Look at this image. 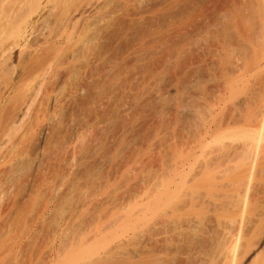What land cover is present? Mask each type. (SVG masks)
<instances>
[{"label":"rangeland","instance_id":"1","mask_svg":"<svg viewBox=\"0 0 264 264\" xmlns=\"http://www.w3.org/2000/svg\"><path fill=\"white\" fill-rule=\"evenodd\" d=\"M261 5L258 0H0V264H62L56 255L71 253L72 247L59 243L61 235L49 240L56 216L59 224L65 221L62 210L61 216L57 212L49 222L34 224L60 176L72 185L70 194L78 196L79 187L89 190L82 199L86 210L67 236L79 243L95 232L106 210L118 211L116 205L133 204L144 190L173 179L169 174L184 164L175 165L174 154L183 152L186 162L202 138L211 146L199 161L211 160L194 164L187 185L201 170L210 171L211 194L202 195L211 209L197 238L187 241L194 252L207 254H180L170 264H264V138L250 186L244 182L258 129L246 114L252 112L253 120L259 115L264 71L240 79L263 59ZM85 177L92 186H84ZM114 180H119L115 186ZM187 192L193 191L182 190L181 198ZM73 195L74 205L80 196ZM242 195L249 217L243 226L233 220ZM205 203L196 208L206 209ZM167 231L153 229L152 238ZM224 231L242 235L233 259L224 256L226 263L219 258L229 249Z\"/></svg>","mask_w":264,"mask_h":264},{"label":"bare ground","instance_id":"2","mask_svg":"<svg viewBox=\"0 0 264 264\" xmlns=\"http://www.w3.org/2000/svg\"><path fill=\"white\" fill-rule=\"evenodd\" d=\"M258 1L262 2L261 6H263V11H264V0H258ZM260 21H261V26L263 28L262 35L264 38V16H263V19ZM22 35L23 36H21L22 37L21 39L26 40L28 37H30L31 32L29 30V31L24 32V34ZM263 52L264 50L262 49V53ZM262 56H263V59H259L260 63H258L257 61L254 62L250 71H247L246 74L243 73L242 75H240L241 80H245L246 78L248 79L250 76L251 77L258 76L264 71V53ZM229 86L230 87L228 88H230V91H231V92L229 91L230 92L229 100H231V99H234L233 92L235 90V86L234 84H230ZM240 98H243V97H240ZM257 110L258 111L255 112L256 114L257 113L259 114L257 116L255 115L257 119L253 120L254 114L252 112L246 114V117L249 121L255 122L257 120L256 122L258 123V129L256 131V136H252L253 140L251 142L252 144L251 148L253 150V151L251 150V152H253V154L252 156L247 157L248 167H246L247 170L245 168L246 173L244 174L245 175L244 182L246 181V183L251 182V180L249 181L248 179H251L252 174H253L252 170L254 169V166L259 157L258 145L261 142L262 138H264V96H262L261 100H259V105L257 106ZM210 144H211V141L207 140L206 138H202L196 147V151H193L194 154L192 158L191 159L189 158L190 160L187 158L188 161L186 160V162H185V156L187 155L184 156V154H182L183 153L182 151H181L182 153H180L179 151L176 152L175 154L173 153L175 157L173 158L174 159L173 163L175 165L178 162H181L182 160H184L182 162L184 164H180L178 168L174 170V173L172 172V174H169V176H172L173 179L161 180L158 184L154 185L149 190H147V192H145L144 190L143 193L137 197L139 199L136 198L133 201V204L124 205V204L116 203L118 204L116 206L120 210L118 211L106 210V212L104 213V216H105L104 219L97 220L96 226L94 227L95 232H93V234H91L88 238H85L83 240L81 239L79 243H77L75 239L73 240L71 244V242L67 240V236L69 237L71 226L77 221L76 219L79 220V217L82 216L84 214L83 212L86 210L85 203L82 202L83 201L82 199L83 197L86 196L84 192L88 194L89 190L87 188L88 192H86L87 190L84 191L83 189L84 187L82 186V183L81 185L80 184L79 185L82 186L83 188H80L78 185L79 187L77 189L79 192L78 196L76 193L71 192L75 194L77 197L80 196V198H78L76 201L77 203L75 202L76 204H74L75 205L74 206L69 197V196L72 197L73 195V194H70V191H71L70 186L72 185L68 184L65 177L60 176L59 183L55 182L57 183L56 185L57 187L55 188V190L52 188L55 193L53 192V190H51V192L54 194H52V196L50 195L48 199V206L38 216V218L35 219L34 224H37L40 221H42L43 223H47L49 222L50 216L52 215L53 217L54 213L58 212L60 213L59 216H61V213L63 214L64 212L63 215H65L64 217L65 221L63 220V223L59 224L61 221H59L60 218H58L57 217L58 215H57L55 220H58L59 222L57 221L58 223L57 224L56 221H54L55 222L53 224L54 226L52 225L51 228L52 227H55V228L53 230L51 229L52 231H50L49 233L50 241H55L56 239L55 236L59 234L61 235L60 237L61 239H59L60 240L59 243L61 242L60 244L63 243V244L68 245V247L64 245V249L65 248L70 249L72 247V250H70L71 252L70 254H68L67 252V255H64L63 254L64 250L63 251L61 250L62 253L59 252V254L61 253L62 255H64L63 257L57 253H56L57 255L56 254L55 255L58 256V258L54 255V257H56L57 260L58 259L59 261L61 260L62 264H170L171 261H174L175 258L177 259V257L180 256V254L186 255L187 258H191V257H194V258L201 257L202 258L207 253L205 251H201V249H198V250L196 249L197 252H194L195 250L194 251L193 249L191 250L190 248L191 244L189 245L188 241L190 240L192 241L197 238L196 237L198 236L196 235L197 232L201 230L200 227L203 228L202 226H204L202 222H205V221H202V220L203 218H205V215H207L208 213L207 208L210 207L211 209V201L209 202V201L204 200L205 198L202 195L203 192L205 193L208 192L211 194V176L209 175L210 171L205 173L204 170H201L199 176L195 175L193 177V182L190 185H187V179L194 171V168H193L194 164H197V162H199L200 164L202 161H199V160L202 157L204 159L206 158L205 151H207L206 149L209 147ZM222 146L223 144L222 145L220 144L218 149ZM239 146H241L242 148L243 147L246 148L247 144L245 142H241ZM222 149H225V146L221 148V150ZM210 154L211 153H209V155ZM207 155L208 153L206 154V156ZM209 160H211V157ZM206 162L204 161L202 163H205L204 165H206L207 164ZM225 162L228 163V161H225ZM12 166L13 165H11V167ZM14 168L15 167H13L12 170L10 171L11 173L17 172L16 169L15 171L13 170ZM203 168H206V167L204 166ZM68 172H72V170ZM221 174L219 177H222ZM82 179H84V177ZM85 180L87 184L84 186L90 187V185L91 186L93 185L92 179L91 181L89 179H86L85 177ZM118 183H119V180H114L112 185L115 186ZM249 184L250 183H248V186H250ZM248 186H246L247 187L246 190H248ZM104 188L106 187L104 186ZM68 189H70L69 192H67ZM184 189H192L193 192L191 193V195H189V193L187 192L186 196L181 198V192ZM65 192L68 193L67 195L69 194L70 195L66 196ZM247 192L248 191H246V193ZM175 193L177 194V196L175 195ZM208 193L206 194V196H209ZM246 193L244 192L243 195L246 196ZM75 195H73V197ZM2 196L3 194L0 193V200ZM244 196L243 198L240 197L241 198L240 206L242 205L240 212H238L235 216H233V220L236 219L237 221L240 222V224L237 222L238 225L242 224V226H243V221H246L249 218L248 217L246 219V217L248 216L246 212V208H247L246 198L247 197H244ZM100 197H102V195H99V198ZM66 198H69V199L67 200ZM210 198L211 196L209 197V199ZM56 199L58 200L56 201ZM203 202H206L205 203L206 209L196 208L197 204H202ZM17 203L20 205L19 201ZM68 203H71L75 207V210H73L75 212L71 213L70 209L68 208V206H71V205ZM18 204L16 205L19 206ZM66 208L69 209L67 210L70 211L69 212L70 214L67 213L68 212L67 210H66L67 212L65 213L64 210ZM59 210L60 211L62 210L63 212L62 211L59 212ZM66 214H69V216L67 215L68 216L67 217ZM230 219L231 218L229 219L226 218L225 220L229 221L230 223V221H232V219L231 220ZM42 222L40 223L43 225ZM76 223L74 224L75 226H76ZM163 226L166 227L168 231L162 233L161 235L157 234V236H154V238H152L151 231L159 227L163 228ZM238 228H241V227L238 226ZM237 230L235 229V231ZM226 233H229V232L228 231L225 232L223 236L224 235H225L224 237L227 236L225 240L229 239L228 241L230 242L231 245L228 244L229 243L228 241H226L225 244L229 249H227L226 246H224L226 248L224 250H223L224 244L220 246L222 249L219 246H217L221 250H223V254H220L221 250H219L220 252L218 254L222 256L220 255L218 256H220L219 257L220 259L225 256L228 260H230L232 256L236 255L235 254L237 251L236 249H238L237 247H239V241L242 235H241V232H240V236L238 232L237 233L235 232V234L234 232L233 233L230 232L233 234V235H230L232 236L231 237L232 240H230L229 235H227ZM184 238H186L185 239L186 241L184 240ZM71 239H73V237H71ZM221 240L223 241L224 239L221 238ZM178 248L180 250L181 249L183 250L179 252ZM65 251L67 250L65 249ZM126 255L128 256V260L126 259ZM225 257L221 259L222 263H226V262H223V260H225ZM228 257L229 258L231 257V258L229 259ZM51 258H53V256Z\"/></svg>","mask_w":264,"mask_h":264}]
</instances>
